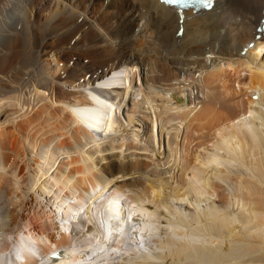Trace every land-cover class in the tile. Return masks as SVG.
Masks as SVG:
<instances>
[{
  "label": "bare ground",
  "instance_id": "bare-ground-1",
  "mask_svg": "<svg viewBox=\"0 0 264 264\" xmlns=\"http://www.w3.org/2000/svg\"><path fill=\"white\" fill-rule=\"evenodd\" d=\"M263 7L0 0V264H264Z\"/></svg>",
  "mask_w": 264,
  "mask_h": 264
},
{
  "label": "snow or ice",
  "instance_id": "snow-or-ice-1",
  "mask_svg": "<svg viewBox=\"0 0 264 264\" xmlns=\"http://www.w3.org/2000/svg\"><path fill=\"white\" fill-rule=\"evenodd\" d=\"M169 4L178 5L185 9L194 8L196 6H201L208 8L214 3V0H167ZM264 51V49H262ZM251 115V112L249 113ZM111 127V125H109ZM110 195V194H109ZM124 198L121 196L111 197L106 206L102 211L104 219L100 220V224L104 229V233L108 238H119V235L123 234L125 226H128L130 233H139L140 238H143V229L145 227V222L143 218V213L138 212V207L136 204H131L125 201L123 204L121 201ZM142 208V204L140 205ZM83 239L87 237L77 238L78 243H82ZM115 251V249H113ZM57 259H60V255L54 254ZM65 258L67 253H65Z\"/></svg>",
  "mask_w": 264,
  "mask_h": 264
},
{
  "label": "rangeland",
  "instance_id": "rangeland-1",
  "mask_svg": "<svg viewBox=\"0 0 264 264\" xmlns=\"http://www.w3.org/2000/svg\"><path fill=\"white\" fill-rule=\"evenodd\" d=\"M72 65V64H71ZM95 78V77H94ZM95 85H97V83L95 84ZM75 87H77V86H75ZM196 92H197V90H196ZM136 109L138 108V105H135L134 106Z\"/></svg>",
  "mask_w": 264,
  "mask_h": 264
}]
</instances>
